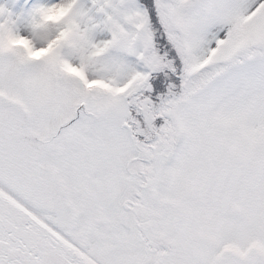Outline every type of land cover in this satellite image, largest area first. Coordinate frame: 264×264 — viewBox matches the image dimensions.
I'll list each match as a JSON object with an SVG mask.
<instances>
[{"label": "snow or ice", "instance_id": "obj_1", "mask_svg": "<svg viewBox=\"0 0 264 264\" xmlns=\"http://www.w3.org/2000/svg\"><path fill=\"white\" fill-rule=\"evenodd\" d=\"M0 264H264V0L0 3Z\"/></svg>", "mask_w": 264, "mask_h": 264}, {"label": "rangeland", "instance_id": "obj_2", "mask_svg": "<svg viewBox=\"0 0 264 264\" xmlns=\"http://www.w3.org/2000/svg\"><path fill=\"white\" fill-rule=\"evenodd\" d=\"M5 2V0H0V3H4Z\"/></svg>", "mask_w": 264, "mask_h": 264}]
</instances>
